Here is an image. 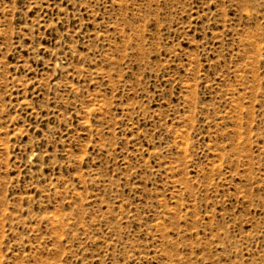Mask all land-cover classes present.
<instances>
[{"label": "rangeland", "instance_id": "1", "mask_svg": "<svg viewBox=\"0 0 264 264\" xmlns=\"http://www.w3.org/2000/svg\"><path fill=\"white\" fill-rule=\"evenodd\" d=\"M0 264H264V0H0Z\"/></svg>", "mask_w": 264, "mask_h": 264}]
</instances>
